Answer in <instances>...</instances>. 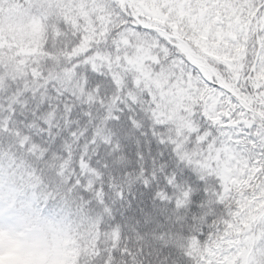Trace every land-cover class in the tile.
<instances>
[{"label":"snow or ice","instance_id":"6c2138e0","mask_svg":"<svg viewBox=\"0 0 264 264\" xmlns=\"http://www.w3.org/2000/svg\"><path fill=\"white\" fill-rule=\"evenodd\" d=\"M264 264V0H0V264Z\"/></svg>","mask_w":264,"mask_h":264},{"label":"rangeland","instance_id":"374dc122","mask_svg":"<svg viewBox=\"0 0 264 264\" xmlns=\"http://www.w3.org/2000/svg\"><path fill=\"white\" fill-rule=\"evenodd\" d=\"M65 259H67L66 256H64L63 258H59L58 257L57 258V264H63L65 262ZM23 264H29V262L28 261H24Z\"/></svg>","mask_w":264,"mask_h":264},{"label":"trees","instance_id":"16d2710c","mask_svg":"<svg viewBox=\"0 0 264 264\" xmlns=\"http://www.w3.org/2000/svg\"><path fill=\"white\" fill-rule=\"evenodd\" d=\"M66 258H67V260H66L65 263H63V264H68V257L66 256Z\"/></svg>","mask_w":264,"mask_h":264}]
</instances>
